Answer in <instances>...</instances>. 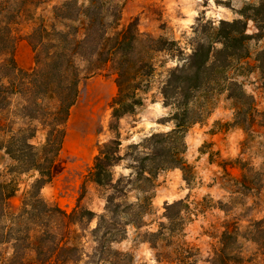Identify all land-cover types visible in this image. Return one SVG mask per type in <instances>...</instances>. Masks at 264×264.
<instances>
[{"label": "rangeland", "instance_id": "rangeland-1", "mask_svg": "<svg viewBox=\"0 0 264 264\" xmlns=\"http://www.w3.org/2000/svg\"><path fill=\"white\" fill-rule=\"evenodd\" d=\"M66 1L0 0V35L10 34L16 49L22 42L29 45L34 55L30 70L36 67L30 35L41 25L49 31L70 25L56 19L55 14L56 7ZM77 1L89 4V0ZM262 2H110L112 12L118 10L121 16L109 34L131 25L139 42L135 52L124 51L93 76L85 70L86 63L76 59L82 71L79 98L66 125L53 179L42 190L48 204L67 213L84 208L96 214L84 226L86 237L80 243L86 255L76 264H264V76L257 58L264 50V15L259 16L258 23L247 21V33L252 37L246 43L247 55L189 100L191 122L177 142L184 166L159 171L151 184L134 180L130 185L128 202L136 205L140 203L138 197L142 201L145 197L143 208L125 212V207L111 205L107 211L110 190L90 177L100 146L116 136L110 127L115 125L112 102L119 94L118 68L123 69L125 87L136 89L140 103L119 121L124 160L111 168L115 182L121 177H137V155L130 149L132 145L175 128L177 107L166 105L162 95L170 71L183 64L199 40L208 41L214 35L212 27L222 21H246L241 15L245 8ZM1 85L9 84L0 81ZM2 105L4 115L13 116L16 130L30 125L21 117L28 105L23 97L13 96ZM32 125L38 129L34 142L43 143L45 131L36 122ZM36 176L32 171H17L0 149V182L16 189L8 200L12 210L21 205ZM142 189L148 192L142 193ZM103 215L112 227L115 222L121 224L115 230L118 240L107 243L103 251L111 248L120 252V257L105 260L108 253L102 256L101 247L95 243L101 235L96 238L91 231L100 225ZM224 233H228L227 239ZM12 251L11 244L0 246V260Z\"/></svg>", "mask_w": 264, "mask_h": 264}, {"label": "trees", "instance_id": "trees-1", "mask_svg": "<svg viewBox=\"0 0 264 264\" xmlns=\"http://www.w3.org/2000/svg\"><path fill=\"white\" fill-rule=\"evenodd\" d=\"M112 1L89 0L88 5H80L77 0H69L56 7V19L70 25L66 23L65 29L54 28L52 31L41 25L33 31L30 42L36 52V67L29 71L19 68L16 63V41L10 34L0 35V81L9 84L0 86V149L11 158L17 171L37 174L15 210L9 207L8 200L16 189L10 190L8 185L0 182V246L11 244L13 250L9 257L0 260V264H76L86 255L80 239L86 237L84 226L93 221L95 212L78 208L67 213L48 204L42 190L53 179L54 165L66 136V125L79 98L82 71L76 59H82L86 63L85 70L93 76L116 61L124 51L135 52L139 42L131 25L109 34L121 16L118 10L112 12V7H109ZM251 11L253 14L248 15ZM241 15L246 21H222L218 27H212L214 35H210L208 41L199 40L183 64L170 71L162 95L166 105L177 107L173 115L175 128L166 133L152 134L142 144L132 145L130 149L137 155L134 160L137 177H121L115 182L111 168L124 160L119 121L126 114L133 113L140 103L136 89L125 87L123 69L118 68L119 94L112 102L115 125L110 127L116 136L100 146L90 172L98 186L111 192L106 195L107 211L111 205L123 206L125 212L143 208L145 197L143 201L138 197L140 203L136 205L128 202L130 185L135 181L151 184L159 171L184 166L177 142L191 122L189 100L194 92H200L207 84L222 78L227 69L247 55L246 43L252 38L247 33V21L258 23L259 16L264 15V2L246 7ZM216 44L221 47L217 48ZM257 58L264 76V50ZM10 80L15 82L10 84ZM18 95L28 104L21 117L30 125L16 130L13 116L4 115L2 104ZM172 99L173 103L170 102ZM34 122L45 131V141L41 144L34 142L38 130L32 125ZM146 192L148 190L142 189V193ZM107 219V215L101 216L100 225L91 231L96 238L101 235L100 241L97 239L95 243L101 247L102 256L108 253L103 257L105 260L110 256H121L111 248L103 251L107 243L118 240L115 230L121 225L115 222L112 227ZM103 228L105 231L102 232ZM227 237L228 233H224V239Z\"/></svg>", "mask_w": 264, "mask_h": 264}, {"label": "crops", "instance_id": "crops-1", "mask_svg": "<svg viewBox=\"0 0 264 264\" xmlns=\"http://www.w3.org/2000/svg\"><path fill=\"white\" fill-rule=\"evenodd\" d=\"M15 58L21 69L30 70L34 66V55L26 42H22L18 45Z\"/></svg>", "mask_w": 264, "mask_h": 264}]
</instances>
